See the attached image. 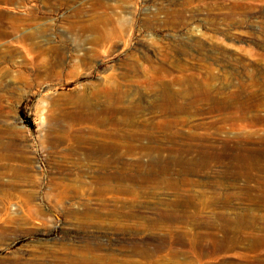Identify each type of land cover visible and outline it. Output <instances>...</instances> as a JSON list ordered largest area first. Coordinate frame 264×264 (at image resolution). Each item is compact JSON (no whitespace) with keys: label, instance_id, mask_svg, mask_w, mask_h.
I'll return each mask as SVG.
<instances>
[{"label":"rangeland","instance_id":"rangeland-1","mask_svg":"<svg viewBox=\"0 0 264 264\" xmlns=\"http://www.w3.org/2000/svg\"><path fill=\"white\" fill-rule=\"evenodd\" d=\"M0 143V264H264V0H0Z\"/></svg>","mask_w":264,"mask_h":264},{"label":"bare ground","instance_id":"bare-ground-1","mask_svg":"<svg viewBox=\"0 0 264 264\" xmlns=\"http://www.w3.org/2000/svg\"><path fill=\"white\" fill-rule=\"evenodd\" d=\"M122 122L125 123V120L122 121ZM3 147L4 146L0 143V149H2ZM8 147H11V146H8ZM200 169L207 170L208 168H182V171L184 173H186V174H196V173H198L200 171ZM238 169H239L238 171L236 170L237 172H239V171L247 172L248 170L250 171V169L252 170V168H238ZM12 170H13V173L15 175H17L19 173L18 168H15V169H12ZM240 173H242V172H240ZM119 176L120 175H117V177H119ZM9 200H10L9 198L3 199V203L2 204L4 205V207H7V205L9 204ZM202 205H206L208 207L210 205V203H206V204L203 203ZM183 206H186V207L193 206V208L191 209V210H193L192 216H193V218H196L198 216V212L200 210V205L194 204V202H189L187 205H183ZM186 209L190 210V208H186ZM187 213H189V211ZM162 216H165L166 220L169 221V222L173 221V220H176L174 218V216L167 215L166 213H164ZM217 217H220V219L223 220L224 225L220 226V230L216 228L215 231H218V230L222 231L223 237L225 235V240L228 239V244H233V238L232 237L230 238L228 235H229V233L235 231V230H233V229H235V227L240 225L239 226V230L244 227V223L242 221L243 217L241 218V220L240 219H236L235 217L231 218L230 216H227L226 214H219V216H216V218ZM179 220L180 221H178V222H180L182 224H188V219L185 216L184 217H180ZM205 226L209 227L210 229L213 227V225H211V224H205ZM214 236L215 237H212L209 241L212 242V245H213L212 249L214 251H217L219 249V247H221V242H223V241L220 240L219 238H217L216 232H214ZM198 237H199V239L197 238V240H196V246L202 241V235H198ZM256 245H257V240L255 238H252L251 247L255 249Z\"/></svg>","mask_w":264,"mask_h":264}]
</instances>
